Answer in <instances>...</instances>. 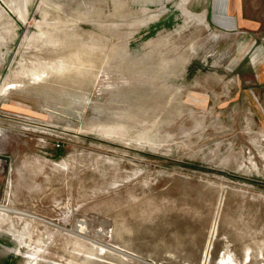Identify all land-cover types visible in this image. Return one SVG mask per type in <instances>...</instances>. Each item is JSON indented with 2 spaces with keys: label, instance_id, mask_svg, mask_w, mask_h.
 Listing matches in <instances>:
<instances>
[{
  "label": "rangeland",
  "instance_id": "rangeland-1",
  "mask_svg": "<svg viewBox=\"0 0 264 264\" xmlns=\"http://www.w3.org/2000/svg\"><path fill=\"white\" fill-rule=\"evenodd\" d=\"M0 206V264H264V0H0Z\"/></svg>",
  "mask_w": 264,
  "mask_h": 264
},
{
  "label": "bare ground",
  "instance_id": "bare-ground-1",
  "mask_svg": "<svg viewBox=\"0 0 264 264\" xmlns=\"http://www.w3.org/2000/svg\"><path fill=\"white\" fill-rule=\"evenodd\" d=\"M0 211H11V212H13L14 211V213H16V214H22V215H25V216H28V217H32L31 215H28V214H26L27 212H19V211H15V210H10V209H8L6 206H0ZM33 215V214H32ZM34 216V215H33ZM37 216V215H36ZM35 216V217H36ZM39 218V217H38ZM41 219V218H40ZM71 230V229H70ZM86 236V235H85Z\"/></svg>",
  "mask_w": 264,
  "mask_h": 264
},
{
  "label": "built area",
  "instance_id": "built-area-1",
  "mask_svg": "<svg viewBox=\"0 0 264 264\" xmlns=\"http://www.w3.org/2000/svg\"><path fill=\"white\" fill-rule=\"evenodd\" d=\"M59 146V145H58Z\"/></svg>",
  "mask_w": 264,
  "mask_h": 264
}]
</instances>
